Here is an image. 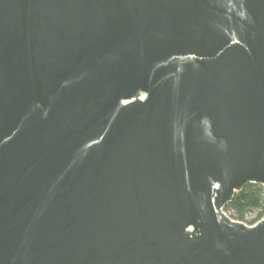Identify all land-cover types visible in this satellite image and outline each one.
Wrapping results in <instances>:
<instances>
[{
	"label": "water",
	"instance_id": "obj_1",
	"mask_svg": "<svg viewBox=\"0 0 264 264\" xmlns=\"http://www.w3.org/2000/svg\"><path fill=\"white\" fill-rule=\"evenodd\" d=\"M264 0H0V264H264Z\"/></svg>",
	"mask_w": 264,
	"mask_h": 264
},
{
	"label": "trees",
	"instance_id": "obj_2",
	"mask_svg": "<svg viewBox=\"0 0 264 264\" xmlns=\"http://www.w3.org/2000/svg\"><path fill=\"white\" fill-rule=\"evenodd\" d=\"M234 220L254 226L264 218V187L248 185L225 209ZM256 217L249 220V217Z\"/></svg>",
	"mask_w": 264,
	"mask_h": 264
},
{
	"label": "rangeland",
	"instance_id": "obj_3",
	"mask_svg": "<svg viewBox=\"0 0 264 264\" xmlns=\"http://www.w3.org/2000/svg\"><path fill=\"white\" fill-rule=\"evenodd\" d=\"M255 217H256V216L253 215V216L249 217V220H252V219L255 218ZM247 225H249V224H247Z\"/></svg>",
	"mask_w": 264,
	"mask_h": 264
}]
</instances>
